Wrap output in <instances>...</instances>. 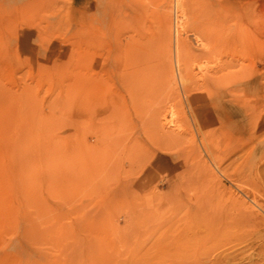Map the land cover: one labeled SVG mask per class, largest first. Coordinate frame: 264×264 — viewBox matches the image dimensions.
<instances>
[{
  "label": "rangeland",
  "instance_id": "1",
  "mask_svg": "<svg viewBox=\"0 0 264 264\" xmlns=\"http://www.w3.org/2000/svg\"><path fill=\"white\" fill-rule=\"evenodd\" d=\"M0 264H264V0H0Z\"/></svg>",
  "mask_w": 264,
  "mask_h": 264
},
{
  "label": "bare ground",
  "instance_id": "2",
  "mask_svg": "<svg viewBox=\"0 0 264 264\" xmlns=\"http://www.w3.org/2000/svg\"><path fill=\"white\" fill-rule=\"evenodd\" d=\"M181 11H182V8H181ZM182 29H183V27L179 24V20L176 19L175 31H178V30L182 31ZM176 56H178V39L176 40ZM176 61H178V59Z\"/></svg>",
  "mask_w": 264,
  "mask_h": 264
}]
</instances>
